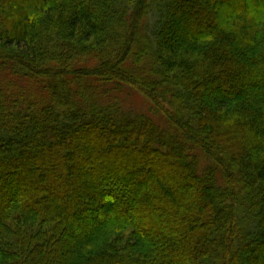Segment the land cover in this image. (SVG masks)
Here are the masks:
<instances>
[{
  "label": "trees",
  "instance_id": "trees-1",
  "mask_svg": "<svg viewBox=\"0 0 264 264\" xmlns=\"http://www.w3.org/2000/svg\"><path fill=\"white\" fill-rule=\"evenodd\" d=\"M0 264H264V0H0Z\"/></svg>",
  "mask_w": 264,
  "mask_h": 264
},
{
  "label": "rangeland",
  "instance_id": "rangeland-1",
  "mask_svg": "<svg viewBox=\"0 0 264 264\" xmlns=\"http://www.w3.org/2000/svg\"><path fill=\"white\" fill-rule=\"evenodd\" d=\"M117 102L120 103V108L130 113H144L152 116L162 126H164V119L156 113L151 105L139 94L131 90H125L123 93L117 95Z\"/></svg>",
  "mask_w": 264,
  "mask_h": 264
}]
</instances>
